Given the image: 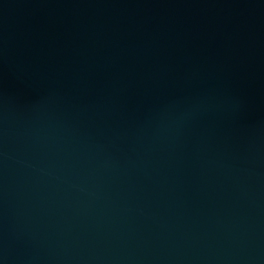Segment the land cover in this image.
<instances>
[{
  "label": "water",
  "instance_id": "95a60500",
  "mask_svg": "<svg viewBox=\"0 0 264 264\" xmlns=\"http://www.w3.org/2000/svg\"><path fill=\"white\" fill-rule=\"evenodd\" d=\"M0 264H264V0H0Z\"/></svg>",
  "mask_w": 264,
  "mask_h": 264
}]
</instances>
